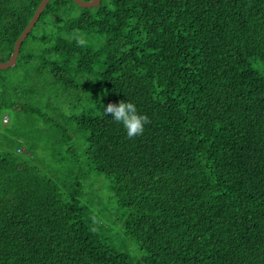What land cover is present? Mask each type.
<instances>
[{
    "label": "trees",
    "instance_id": "trees-1",
    "mask_svg": "<svg viewBox=\"0 0 264 264\" xmlns=\"http://www.w3.org/2000/svg\"><path fill=\"white\" fill-rule=\"evenodd\" d=\"M41 2L0 0L1 62ZM93 67L107 96L54 116L87 146L81 159L54 158L53 177L23 157V128L0 119V264H264V0H52L16 66L0 70V118L59 129L34 100L47 87L79 92L75 78ZM121 100L150 120L134 139L104 114ZM85 167L109 178L141 262L85 217ZM60 176L72 178L69 196Z\"/></svg>",
    "mask_w": 264,
    "mask_h": 264
},
{
    "label": "rangeland",
    "instance_id": "rangeland-1",
    "mask_svg": "<svg viewBox=\"0 0 264 264\" xmlns=\"http://www.w3.org/2000/svg\"><path fill=\"white\" fill-rule=\"evenodd\" d=\"M104 38H98L93 41L96 48H100ZM100 67H93L89 74H80L76 82L80 86H84L80 91H73L70 94L64 95L63 88L57 91L51 87L45 88L41 91L39 99L34 100L37 105L41 106L42 112L48 114L49 117L54 118L55 115L72 116L79 115L82 112H90L93 109L92 102L96 99L100 100L107 96L105 90L96 88L97 72ZM12 72V71H11ZM16 79L19 76L30 75L27 70H20L17 72ZM80 101V102H77ZM49 104V108H47ZM2 124L5 126L14 125L23 128L19 136L18 145L22 148L23 157L31 161L33 168L38 170L42 175H49L51 177L56 174L58 164L56 159L70 158L73 153L68 151H77L80 159L83 157L86 143L83 137L76 139L74 131L63 120H56L59 129L52 127V124L37 117H24L22 121L15 124L13 115L5 113L1 115ZM73 137L66 139L67 144H61L62 137ZM79 146L77 150L75 147ZM58 153V154H57ZM67 169L64 168L61 173ZM80 182L83 189L81 194V202L86 207L85 217L90 220L93 226H97L102 239L110 245L116 252L128 254L136 262H141L144 252L140 250L136 242L125 234L122 216L126 214L127 209H119L116 206V201L110 191V180L105 175L97 174L91 168H83ZM58 175V174H57ZM62 175V174H61ZM59 176V175H58ZM59 182L63 184V192L69 196V187L72 183L71 179L65 176Z\"/></svg>",
    "mask_w": 264,
    "mask_h": 264
},
{
    "label": "clouds",
    "instance_id": "clouds-1",
    "mask_svg": "<svg viewBox=\"0 0 264 264\" xmlns=\"http://www.w3.org/2000/svg\"><path fill=\"white\" fill-rule=\"evenodd\" d=\"M74 40L77 47L83 48L86 46L87 41L82 36H75ZM104 114L110 116L115 123L123 126L128 139H134L142 135L145 130V125L150 123L146 115L138 113L134 103L123 100L115 104H107L104 108Z\"/></svg>",
    "mask_w": 264,
    "mask_h": 264
},
{
    "label": "water",
    "instance_id": "water-1",
    "mask_svg": "<svg viewBox=\"0 0 264 264\" xmlns=\"http://www.w3.org/2000/svg\"><path fill=\"white\" fill-rule=\"evenodd\" d=\"M52 0H42L41 4L39 5L38 9L36 10L33 18L19 37V39L16 41L14 46V52L11 56V58L6 62L3 63L0 61V70L6 71L10 68H13L17 64V60L20 56L21 48L25 40L28 38L29 34L32 32L38 21L40 20L44 10L49 5V3ZM75 2L77 5H79L81 8H95L101 5V0H90V1H84V0H71Z\"/></svg>",
    "mask_w": 264,
    "mask_h": 264
}]
</instances>
